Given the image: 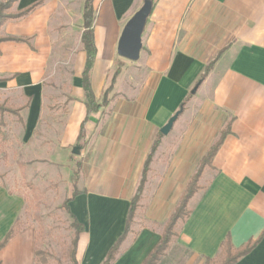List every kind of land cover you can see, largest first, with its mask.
<instances>
[{
	"label": "crops",
	"instance_id": "crops-1",
	"mask_svg": "<svg viewBox=\"0 0 264 264\" xmlns=\"http://www.w3.org/2000/svg\"><path fill=\"white\" fill-rule=\"evenodd\" d=\"M39 1L18 0L13 11ZM144 1L92 2L96 56L89 81L96 103L121 69L109 103L89 116L82 85L85 0H44L0 29V38L24 40L0 43V92L25 99L19 119L24 141L39 145L41 173L64 166L67 174H78V195L68 203L84 227L77 263L102 264L123 234L158 139L130 231L113 263L142 264L201 160L228 130L203 169L201 189L188 203L189 218L158 264H203L216 257L226 236L239 249L260 235V243L236 264H264V0H151L139 58L131 62L118 56L117 45ZM178 112L169 134L161 135ZM1 200L9 212L0 214V243L25 205L0 186ZM34 252L32 232L20 230L0 249V264H35Z\"/></svg>",
	"mask_w": 264,
	"mask_h": 264
},
{
	"label": "rangeland",
	"instance_id": "rangeland-1",
	"mask_svg": "<svg viewBox=\"0 0 264 264\" xmlns=\"http://www.w3.org/2000/svg\"><path fill=\"white\" fill-rule=\"evenodd\" d=\"M25 102L17 95L8 96L0 92V105L8 110L0 111V186L10 195H17L24 200L25 205L15 228L17 231L27 229L32 232L35 264H70L69 251L75 229L64 204L73 191L69 183L74 175L67 174L64 166H54L49 169L51 173H41L39 145L24 141L20 113H13ZM8 212V205L1 200L0 214L5 217ZM176 239H172L156 264L167 252H171Z\"/></svg>",
	"mask_w": 264,
	"mask_h": 264
},
{
	"label": "trees",
	"instance_id": "trees-1",
	"mask_svg": "<svg viewBox=\"0 0 264 264\" xmlns=\"http://www.w3.org/2000/svg\"><path fill=\"white\" fill-rule=\"evenodd\" d=\"M43 1L44 0H40L39 2L34 3L33 5L27 7L26 9H23L18 12H14L13 11L14 5L18 2V0H0V29L5 23L9 21H15V20H19V19L26 17L27 15L32 13L34 10H36L40 5H42ZM92 2L93 0H85V4L83 8V29L84 31L81 37V42L83 44L84 51L86 53V64L84 67V71L82 73V85H83V91H84L85 107H86L87 116H89L92 113H97L98 111H100V109H102V107H105L109 103L108 96L112 91L115 80L117 76L119 75L120 69H121L120 67H118L115 70V72L113 73L111 77L108 88L104 91L102 95L101 102L99 104L96 103L91 87H90V81H89V74L94 64V60L96 56V49L94 46L93 31H92V25H93V20H94V11H93ZM6 41L24 42L23 39H18V38H0V43L6 42ZM213 63L214 62L210 63L206 67L204 73L201 75L196 86H199L205 80L207 74L210 72L213 66ZM186 102H187V99L184 100V102L182 103L180 111L183 110ZM21 109L22 108L16 110L13 113L17 114L19 111H21ZM1 110L6 111V112L8 111L6 110V108H4L3 105H0V111ZM227 134H228V130H224L221 133L218 141L209 149L206 156L201 160L200 166L197 172L193 175V177L189 181L183 195L180 198L179 204L177 205L173 214L171 215V217L168 219V221L164 225L160 241L154 247V249L150 252V254L146 257V259L142 262V264H156L159 258L167 250L172 239L178 237L179 224H183L189 218L190 213H191L190 210L188 209V203L190 199L194 196V194L201 189L198 184H199V180L201 178L203 169L206 166L210 165L212 158L216 154L220 145L223 143L224 138L226 137ZM84 139H85V131H84V123H83L80 129V134L78 136V142H77L78 148L81 149L83 147ZM158 144H159V141L157 139L154 142L150 156L146 160L144 170L142 173V179L137 188L136 194L131 201L130 209L128 211V215L126 218L124 232L119 237V239L116 241V243L108 250L106 257L104 261L102 262V264H113L115 262L116 257L119 254L120 246L130 231V226L133 221L136 209L138 207V202L140 200V197H141V194L143 192L144 185L146 182V175L149 169V164L151 162V155L156 150ZM71 158L73 159V157ZM77 177H78V174H74L73 192H72L71 198L68 199L66 203L64 204V207L67 213L73 219V227L75 229L74 239L71 242V247L69 251L70 264H78L76 260V249H77L78 236L84 231L83 225L79 224L75 220V218L69 213V210H68V203L75 196L78 195L76 186H74L77 180ZM15 226H13L10 229V231L4 237L3 241L0 243V249H2L6 245V243L18 233ZM262 237L263 235H260L256 240L249 241L247 244H245L239 249H234V247L232 246L230 237L226 236V238L220 245V249L216 257L212 259H209V258L205 259V264H236L240 259L247 256L260 243Z\"/></svg>",
	"mask_w": 264,
	"mask_h": 264
},
{
	"label": "water",
	"instance_id": "water-1",
	"mask_svg": "<svg viewBox=\"0 0 264 264\" xmlns=\"http://www.w3.org/2000/svg\"><path fill=\"white\" fill-rule=\"evenodd\" d=\"M152 10V2L145 0L143 6L134 14V16L125 25L117 45V54L119 57L135 62L139 58L141 50V35L146 25V21L150 16ZM196 89L192 93H195ZM179 113H176L164 126L160 133L163 136L169 134L174 122L177 120ZM78 154L79 150L76 148L73 151Z\"/></svg>",
	"mask_w": 264,
	"mask_h": 264
}]
</instances>
